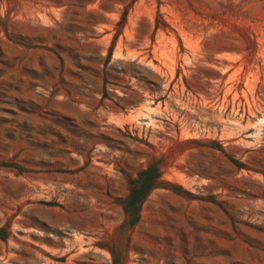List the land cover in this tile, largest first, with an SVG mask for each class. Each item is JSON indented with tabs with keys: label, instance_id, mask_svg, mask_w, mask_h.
<instances>
[{
	"label": "rangeland",
	"instance_id": "obj_1",
	"mask_svg": "<svg viewBox=\"0 0 264 264\" xmlns=\"http://www.w3.org/2000/svg\"><path fill=\"white\" fill-rule=\"evenodd\" d=\"M0 264H264V0H0Z\"/></svg>",
	"mask_w": 264,
	"mask_h": 264
}]
</instances>
